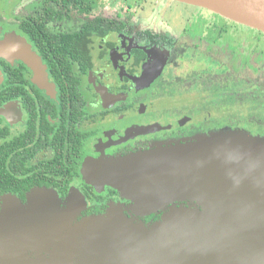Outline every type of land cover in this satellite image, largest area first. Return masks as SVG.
Returning <instances> with one entry per match:
<instances>
[{"label":"flooded vegetation","instance_id":"1","mask_svg":"<svg viewBox=\"0 0 264 264\" xmlns=\"http://www.w3.org/2000/svg\"><path fill=\"white\" fill-rule=\"evenodd\" d=\"M10 1L11 16L0 6V212L8 200L25 205L48 189L63 203L72 192L86 201L78 220L111 205L136 218L117 190L88 183L90 164L224 130L264 137L263 120L239 117L264 96V33L177 1L175 30L162 20L163 29L143 26L152 10L139 3L131 15L110 9L116 0H103L99 11L100 0L81 10ZM218 17L223 25L213 23ZM193 58L215 70L197 64L183 73Z\"/></svg>","mask_w":264,"mask_h":264},{"label":"water","instance_id":"2","mask_svg":"<svg viewBox=\"0 0 264 264\" xmlns=\"http://www.w3.org/2000/svg\"><path fill=\"white\" fill-rule=\"evenodd\" d=\"M175 1L264 33V0ZM99 163L137 217L111 205L79 221L86 201L75 192L65 203L8 200L0 216L16 215L0 222L12 226L0 264H264V138L221 131Z\"/></svg>","mask_w":264,"mask_h":264},{"label":"rangeland","instance_id":"3","mask_svg":"<svg viewBox=\"0 0 264 264\" xmlns=\"http://www.w3.org/2000/svg\"><path fill=\"white\" fill-rule=\"evenodd\" d=\"M102 1L103 0H100L99 4H97V6H95V10L96 11H99L101 9ZM146 2H147V0H116L114 2V5L111 6L110 9H112V7H115V6H119V7H122V8L129 9L130 10V14L131 15H135L136 10H137V8L135 7V3H139V5L142 6V8H144V7L148 8L149 6H151L150 10H152V11H149V10L146 11V14L143 16V22H142L143 26H151L152 27V25H153V26H155V28L163 29L166 25L163 26L161 24V20H162L163 22L168 23L170 25V27H172V29L175 30L174 28L177 27V22L179 21V18L181 17L180 13H175L176 12V5H175V3L174 4L172 3V2H176L175 0H154L152 2V5H149L148 2L147 3ZM19 5H21V3L16 4L15 7H17ZM0 6H2L3 8H5L7 10V13L2 14V15H4V16H11L12 15V13H13L12 12V7L14 6V4L12 5V1H10V0H0ZM177 6H179V8H182V9L190 8L189 10H191L192 12H195V11L198 10V8H195L194 6H186L185 4H182V3L178 4ZM208 11H210V10H208ZM111 12H112V10H111ZM210 12H212V11H210ZM109 14H111V13H109ZM154 18H158L157 24L155 23L156 20H154ZM219 18L220 17L213 19V23H215V24L217 23V24L223 25L218 20ZM245 30L247 31V29H245ZM197 59L193 58L192 60H187L186 61L187 63L184 64V68L182 69V72L183 73H188V71L193 70L197 64L200 66V68H206L208 74L213 72V70H215L214 69L215 65H212L209 62L205 63V62L202 61V59H199L198 62H197L196 61ZM220 71H223V70H220ZM242 90H244L243 92H247L248 91V89H242V88L235 89V91H242ZM257 92H259V91H257ZM210 94H212V95L209 96V99H210L209 100V104H215L214 100L216 99L217 95H216L215 92H212ZM258 95L259 94L256 93L257 97H258ZM192 101H194V99H192ZM212 116H214V115H212ZM239 117L242 120V122H244L243 119H246L247 117H249V118L250 117H259L261 120L264 121V96L261 97L259 100L256 99V101L254 103L250 104L249 108H245V110L241 111ZM224 131H234V132H240V133H247L245 130H241V129H239V130H224ZM215 133H218V132H215ZM260 138H264V137H260ZM168 145H172V144L170 143ZM159 146H161V145H159ZM107 159H111V158H107ZM107 159H104V160H101V161H105ZM115 159H117V158H115ZM101 161H98V162H96L94 164H90L89 167H91V168H89V167L86 168V170H84V173H83L85 175V177L87 179H89V181L93 182L94 184L101 185L98 188L95 186L97 189H102L105 186H108V185L103 184V176H105V175L101 174V171H100L104 167L103 164L99 163ZM95 164H97V166H95ZM92 168H94V169H92ZM108 187H110V186H108ZM110 188H112V187H110ZM39 191H41V192L38 193ZM34 192H37L36 193L37 195H35V194L33 195L34 198L41 205H45V203H47L48 201L53 200L54 197H56V199H58L57 195L56 196H52L53 192L48 190V189L36 190ZM49 192L51 194H49ZM44 194H45V197H38V196H41V195H44ZM11 200H15L16 201V199H11ZM28 206H29V202H27L25 204V207H28ZM2 213L3 212L1 211L0 214H2ZM17 214L20 215L21 214L20 211H17ZM15 215H16L15 213H9V214L5 213L4 215L0 216V222H2L1 219L4 218L5 216L9 217V216H15ZM17 218H19V216H17ZM141 218H143V217H141ZM81 220H79V221H81ZM10 221L13 222L12 219ZM7 222H9V221H7ZM11 227L12 226L7 227L6 224L0 226V245H2L3 242H8L9 241V239H10L9 229ZM15 227L18 230H23L24 224L21 221H17V223L15 224ZM2 250L4 252L8 253V254L13 253V250L10 249L9 245H7L6 247L2 248Z\"/></svg>","mask_w":264,"mask_h":264},{"label":"trees","instance_id":"4","mask_svg":"<svg viewBox=\"0 0 264 264\" xmlns=\"http://www.w3.org/2000/svg\"><path fill=\"white\" fill-rule=\"evenodd\" d=\"M47 1H50V0H47ZM56 3H60L61 6L62 4H64L65 6H67L69 9H72L74 7L76 8H81L82 5H86L88 3L89 5V1L90 0H54ZM81 10V9H80ZM237 23V22H236ZM242 25V24H241ZM253 29V28H252ZM256 32H261V31H258L256 29H254ZM263 33V32H262ZM254 137V136H253ZM148 219H156L154 216L151 217V218H148Z\"/></svg>","mask_w":264,"mask_h":264}]
</instances>
